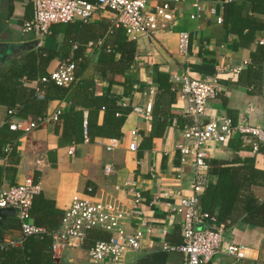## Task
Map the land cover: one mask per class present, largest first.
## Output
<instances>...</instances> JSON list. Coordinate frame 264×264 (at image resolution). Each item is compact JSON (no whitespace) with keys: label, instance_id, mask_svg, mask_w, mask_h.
Wrapping results in <instances>:
<instances>
[{"label":"crops","instance_id":"crops-1","mask_svg":"<svg viewBox=\"0 0 264 264\" xmlns=\"http://www.w3.org/2000/svg\"><path fill=\"white\" fill-rule=\"evenodd\" d=\"M160 1L174 3L176 0ZM194 1L180 0L179 14L173 21L163 23L160 31L151 39L135 41L137 53L129 71L115 64V60L121 59L122 53L113 52L114 48L119 42L132 39L125 30L113 26V13L98 14L82 29L74 26V32L67 36L60 29L58 33L40 39L22 30L24 21L33 15L31 0H0V44L7 46L5 53L0 54V61L6 58L5 63L0 65V81L14 62L42 48L52 51L55 56L47 73L53 72L61 62L75 60V56L78 59L77 74L80 80L94 81V90L89 89L85 94L91 92L94 98L109 102L118 100L117 108L110 105L107 111H99L97 118L92 116V141L61 144L65 129L60 121L28 133L8 131V123L21 121L14 115V108L20 104L15 107L9 104L15 100L12 99V93L16 94L19 90L15 89L18 87L9 88V100L6 99L9 103H0V140L8 144L12 151L9 154L4 151L5 154L0 155V191L20 185L27 177L33 176L41 187V196L51 201L61 214L69 207L73 196L87 195L90 187L93 189L91 197L95 201L111 203L127 210L131 199L124 186L126 182H135L146 199L143 209L146 221L152 227V234L144 239L141 251L127 255L126 264L138 263L149 254L164 251L165 242L180 245L183 241L181 218L167 212L163 206L150 207L147 202L163 191L174 192L181 188L190 190L193 168L191 162L182 163L177 149V145L184 141L183 130L195 124L204 125L211 119L231 118L238 123L245 119L251 126H260L264 121L262 85L256 78L257 70L248 71L247 68L253 56H260L257 53L264 47V29L258 30L253 40H246L226 29L223 24H218L217 16L223 18L224 14L222 0H200L206 10L215 8L217 15L207 14L203 19L191 20V4ZM248 9L245 13H248ZM254 17L264 25V13L254 14ZM181 32L190 35L187 57L181 56L178 50ZM72 42L80 43L75 54ZM110 58L112 62L105 64ZM260 64L264 65V60ZM238 67L243 69L235 74L234 69ZM186 69L193 78L199 80L218 77L220 94L208 103L207 114L202 118L188 115L186 102L160 87V73L169 75L173 82L172 75L184 74ZM173 84L179 88V84ZM23 86L36 87L34 82H26L25 79ZM79 94H70L61 99L56 96L36 112L34 109L37 107L31 106V113L25 120L48 116L57 109L67 112L71 108L72 97L75 101L79 99ZM24 95L27 97V94ZM80 100L89 103V99L84 96ZM148 104L152 105L149 117L135 111L136 108L145 109ZM11 110L14 111L13 115L9 114ZM76 110H84L83 119L86 122L89 111L81 107ZM110 129L112 137L120 140L119 148L114 151H107L104 146L110 140L109 133L105 131ZM132 131L139 134L137 151L129 149ZM3 132L8 136H4ZM73 137L82 138L83 135L73 134ZM251 140V136L236 133L222 144H210L207 147L208 160L233 162L235 159L250 158L255 160L257 169L264 171V148L260 150V147L254 153ZM106 165H111L115 172L105 175ZM242 165L238 163L232 166L239 169ZM216 180L215 176H210V185H214ZM117 187L120 189L117 190ZM254 187L249 192L263 200L264 187ZM245 217V201L241 197L227 221L224 246L243 244L249 248V258L238 261L222 252L215 256L212 264H264V227L245 222ZM19 223L17 215L7 216L1 221L0 227L5 229V241L19 237L20 229H13ZM123 225L127 230L134 231L139 228L141 221L127 218ZM60 227L61 222L57 230ZM91 235L93 240L109 237V234L100 232H92ZM90 240L81 247L61 250L58 255H54L55 260L92 264L88 253L93 245ZM182 261L180 252H170L165 264H181Z\"/></svg>","mask_w":264,"mask_h":264},{"label":"built area","instance_id":"built-area-1","mask_svg":"<svg viewBox=\"0 0 264 264\" xmlns=\"http://www.w3.org/2000/svg\"><path fill=\"white\" fill-rule=\"evenodd\" d=\"M182 1V0H181ZM33 15L24 21L22 30L24 33L33 34L42 39L51 35V27L55 24H66L75 20L89 22L98 14L113 13V26L123 28L128 36L134 40L151 39L161 29L165 22H171L179 14L180 0L174 3L161 2L160 0H31ZM193 12L191 20L203 19L207 14L217 15L215 8L206 10L202 1L195 0L191 4ZM217 23L222 24L223 18L217 16ZM179 54L187 57L190 51V35L181 32L179 36ZM243 67L234 69V73L241 72ZM76 64L73 61H65L50 73L42 82L53 81L58 86L68 87L77 82L75 75ZM218 77H207L199 80L191 76L189 70L184 74L172 75L174 83L179 84L178 98L186 102V113L195 118H202L207 114L208 103L215 100L220 94ZM37 87V82H34ZM39 98L44 97V92L37 89ZM264 99V95H263ZM137 113L149 117L152 105L145 109L136 108ZM62 109H57L48 116H39L36 119L21 120L11 123L13 131L31 132L41 126L50 123H58ZM10 115L14 111L9 112ZM251 136L250 141L253 152L259 151L264 145V121L260 126L248 125L243 119L238 125H234L231 118L211 119L208 123L195 124L183 130L184 141L177 145L181 154L182 163L191 162L193 168L192 185L190 190L178 189L174 192L163 191L148 200L150 207L163 206V208L180 217V227L183 241L180 245H171L165 242V252H180L183 255L181 264H212L218 254L225 252L235 260L249 258V248L243 244H229L224 246L227 223L218 224L217 219L202 213L200 199L204 191L210 186V166L207 162V147L210 144H222L234 134ZM132 140L129 144L131 151L138 149L137 131L131 132ZM88 142V139H86ZM107 151L119 148V139H110L104 143ZM12 151L10 146L5 147V152ZM115 172L111 165L104 167L105 175ZM120 188L117 187V190ZM124 190L131 199L130 207L122 210L111 203L95 201L91 197L93 189L87 190V195H75L72 197L69 207L61 218V227L52 232V251L54 255L67 248L81 247L88 239L92 231L107 232L111 236L109 240H98L88 250L92 264H126L127 255L143 249V241L152 234V227L145 218L143 205L146 199L137 188L136 183H125ZM41 193V187L33 176L17 186L2 189L0 191V209H14L20 221L19 237L9 239L1 246L18 245L28 236H41L47 233L46 229L34 224L31 216V208L34 198ZM130 218L141 221V225L134 231L127 230L123 222ZM166 235V231L163 232Z\"/></svg>","mask_w":264,"mask_h":264},{"label":"trees","instance_id":"trees-1","mask_svg":"<svg viewBox=\"0 0 264 264\" xmlns=\"http://www.w3.org/2000/svg\"><path fill=\"white\" fill-rule=\"evenodd\" d=\"M222 2L224 4L222 24L226 29L236 32L240 38L246 40H253L255 33L258 30L264 29V25L258 23L254 17V14L264 13V0H222ZM246 8H249L248 13H245L247 11ZM89 22H85L84 20H75L66 24H55L51 27V34L58 33L60 29H63L67 36L70 32H74L72 30L74 26L82 29ZM118 29L124 30L123 28ZM79 44L80 43L72 42L74 54L79 50ZM113 52L122 53L121 59L117 61L115 60L116 66L120 64L119 66H123L130 71L133 67V63L135 62V56L137 53L135 41L131 40L128 42H119ZM261 53H264V47H262L261 51L257 53V55L260 54V56L257 58L253 56L252 63L247 68L248 71L251 69L257 70L255 71L256 78L260 80L262 85L261 90L264 95V65L260 64V62L264 60V54ZM54 59L55 56L52 51L41 48L37 51L27 53L24 58L14 62L0 81V103H9L6 101V99H8V89L18 87V89L15 90L19 91L14 95L12 93V99L14 98L15 100H12L9 104L14 107L20 104L14 108V115H17L19 120H25L28 119V113H31V106L37 107L34 109V112H36L41 109L44 103L51 101L56 96L61 99L67 95L79 92L80 94L77 95L79 96V99H75L74 101L72 97L71 108L69 111L62 113L60 116V123L64 125L65 129L61 136V144H68L70 142H85L86 139L90 142L92 141V116L97 118L99 111H107L110 105L117 108L118 100L114 99L109 102L107 100L94 98L91 92H88L90 93L89 95L85 94L89 89L94 90V81L90 79L80 80L79 75L77 74L78 59H76L75 56V60L72 61L76 64V83L68 87L58 86L53 81L43 83L42 79L50 75V73H47V69ZM111 62L112 59L110 58L106 60L105 64H110ZM24 79L26 82H37V87H24ZM126 82L130 83L129 80ZM159 82L160 87L164 88L166 91L175 93L176 96L178 95L179 88L175 87L173 82H171L169 75L160 73ZM38 88L44 92L43 98H39L37 92ZM24 94H27V97H25ZM83 96L89 99L88 104L80 100ZM21 99L23 100L20 101ZM22 102H24L23 105H21ZM77 107H81V109L89 111L86 122H84L83 119L84 110L78 111L76 110ZM11 123L13 122L8 123L6 126L9 132H23L11 130ZM233 124L238 125L239 123L233 122ZM105 132H112V129ZM73 134L83 135V137L74 138ZM3 135L8 136L4 132ZM107 135L110 136L109 139H115L112 137L113 134L109 133ZM70 137L72 139H69ZM4 145L5 142L1 139L0 155L2 156L5 154V146L8 144ZM262 148H264V145L261 146L260 150ZM262 151H264V149ZM207 162L210 166L209 175L215 176L217 180L214 185L212 184L208 186L201 196V212L214 216L217 219L218 224L227 223L235 205L241 197H243L246 211L245 222L264 227V199L259 200V198H256L249 192L254 186L264 187V171L255 167V160L249 158L244 160L235 159L233 162H224L219 160H207ZM238 163L243 164L242 168L238 169L232 166ZM61 215L63 216V214L55 210L51 201H47L43 196H41V194L37 195L33 201L31 216L34 220V224L38 227L46 229L47 233L41 236H28L18 245H5V249H2L1 246L4 245L5 242V229L4 227H0V264H72L55 260L54 253L52 251L53 239L51 233L55 232L59 228V222H61L62 218ZM47 218H50V220H47ZM18 225H15L13 229H20V223ZM92 232L109 234L98 230ZM91 233L89 235V239H91L90 241H92L93 245L98 240H109L111 236L109 234V237L106 239L94 238L93 240V237L91 238ZM167 256V252L160 251L147 255L135 264H165Z\"/></svg>","mask_w":264,"mask_h":264},{"label":"water","instance_id":"water-1","mask_svg":"<svg viewBox=\"0 0 264 264\" xmlns=\"http://www.w3.org/2000/svg\"><path fill=\"white\" fill-rule=\"evenodd\" d=\"M7 49V46L4 44H0V54H4ZM6 61V58L4 60L0 61V65H3ZM7 216H16V212L14 209H0V218L3 220ZM0 219V224L1 220Z\"/></svg>","mask_w":264,"mask_h":264}]
</instances>
